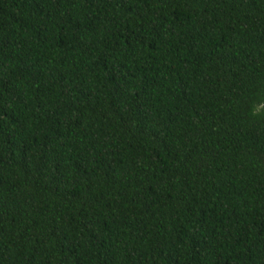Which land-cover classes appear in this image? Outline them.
I'll use <instances>...</instances> for the list:
<instances>
[{
	"label": "trees",
	"instance_id": "1",
	"mask_svg": "<svg viewBox=\"0 0 264 264\" xmlns=\"http://www.w3.org/2000/svg\"><path fill=\"white\" fill-rule=\"evenodd\" d=\"M0 264H264V0H0Z\"/></svg>",
	"mask_w": 264,
	"mask_h": 264
}]
</instances>
